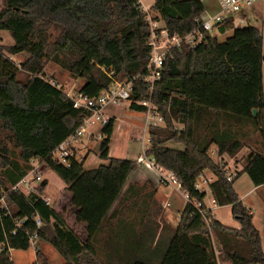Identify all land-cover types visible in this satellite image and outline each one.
I'll use <instances>...</instances> for the list:
<instances>
[{
  "label": "trees",
  "instance_id": "1",
  "mask_svg": "<svg viewBox=\"0 0 264 264\" xmlns=\"http://www.w3.org/2000/svg\"><path fill=\"white\" fill-rule=\"evenodd\" d=\"M0 1V30L8 31L13 39L12 44L0 45V198L5 202V207L0 204V264H13L9 251L27 249L28 234L32 233L62 257V264H264L252 210L233 187L242 173L254 186L264 185L260 28L229 21L218 26L220 32L232 29L223 41L206 31L202 43L167 52L151 95L164 122L149 126L144 155L174 174L189 201L175 226L163 224L161 229L169 233L166 244L158 245L157 238L152 250L144 248L143 241L148 244L155 236L148 222V236L140 237L132 248L124 244L115 248L112 239H107L104 248L110 250L104 252L98 242L109 222L106 214L137 162L108 156L113 117L100 130L98 157L105 163L86 169L84 159L71 158L64 165L50 158L49 153L82 122L85 113L73 107L66 91L56 86L44 68L53 62L73 79L79 78L75 91L88 97L109 86V72L117 80L137 74L143 77L150 52L146 19L150 11H144L138 0ZM151 10L157 13L152 18L161 20L169 35L183 36L197 26L195 18L204 12V6L201 0H153ZM19 53L27 56L16 62L11 56ZM21 73L23 77H19ZM133 94L136 101L130 102L129 108L144 112L146 107L137 101L149 95L141 79H135ZM245 126L258 134L261 148L242 156L241 170L227 180L221 156L236 158L247 147L244 137L250 131L240 130ZM167 142L182 149L166 146ZM212 145L217 160L209 154ZM35 159L54 171L72 193L76 221L83 223L87 232L85 242L61 213L43 201L46 180L27 193L13 188ZM204 170L213 175L209 183L213 198L219 205H230L239 228L215 220L206 223L195 208L194 202L204 207L205 193L195 188ZM136 187L129 186L126 197L137 194ZM159 212L158 206L154 215ZM36 217L40 226L35 224ZM130 235L117 237L126 240ZM33 264H49L39 248Z\"/></svg>",
  "mask_w": 264,
  "mask_h": 264
},
{
  "label": "crops",
  "instance_id": "2",
  "mask_svg": "<svg viewBox=\"0 0 264 264\" xmlns=\"http://www.w3.org/2000/svg\"><path fill=\"white\" fill-rule=\"evenodd\" d=\"M201 1L203 3V6H204V12L201 14V16L203 18H208V17L216 14L220 9L218 0H201ZM138 2L144 11H149V9L144 6V4L141 2V0H138ZM152 4H153V2H152ZM152 4H151V6H152ZM151 6H150V8H151ZM151 12L153 13V15H155V16L157 15L156 12H154V11H151ZM263 16H264V0H256L251 7L245 9L243 12H241L238 15H233L230 19L227 20V22L233 21L234 25H238V24H240L238 22V19L240 17H242L244 19L245 23H248L250 25H253V26L260 28V30L262 32V55L264 56V21H263ZM158 22H160L163 25V22L161 20H159ZM227 22H224L220 25L223 26V24H225ZM245 23H243V24H245ZM220 25H216L213 27V29L210 31L211 35L218 36L219 34L227 33L228 29H226L224 32H220V28H219V27H221ZM214 31H216L217 33L213 34ZM19 54H21V53H19ZM14 56L15 55H12L11 58L13 59ZM25 58L26 57H24V59ZM44 72H46L45 69H44ZM262 87H263V91H264V60L262 62ZM107 112L110 115V118L113 117L115 119V126H114V132L112 134V138H113V135H115L118 131L117 125L119 122V118L121 117L120 115H123V114L129 115L132 112L134 114H136L135 119H137L138 122L140 121V124L142 125L143 134H144L145 130H148V133H149V126L146 123L144 112L130 109L128 102H124V103L119 104L117 106L110 107L107 109ZM112 138H111V141H112ZM134 138L135 137H133L131 139H134ZM142 138H140L141 143H142V148H143L142 153H138V154H136L135 157H131V158L127 155L128 154L127 150H122L123 152L121 154L113 155L112 153H110V146H109V151H108L109 157L129 158V159L135 160L137 162L136 167L129 174L122 190L120 191L116 200L113 202L112 206L110 207V209L108 210V212L106 214L107 218L109 219V222H108V225L105 227V231H104V235H106L105 242H107V239H112L111 242L114 244L113 247H115V248H119L118 245L121 246V244L127 245V248H129V245H132L131 246V248H132L133 244H137L136 239L130 240L129 237H127L126 240H124V239L119 240L118 239V237H117L118 234H122L123 232H124L123 234L129 233V232H131L133 234V226H135L134 223H127L125 221H119V218H121V217H123V218L132 217V216L133 217L139 216V217L147 218V217H150V213H148V212L151 210L155 211V208H158V206H159L160 207V213H161L158 215L159 220L163 218L164 222L170 224V226H175L173 224V222L169 220V216L167 215V213L165 211V209L170 206V203L167 201V198L170 195V192L167 191V188L173 190V192H178L185 199L181 190L176 189L172 186H165L159 182L158 178L160 175V170L155 166V164L147 165V162L150 163L153 161L151 159L146 158L144 155V149L147 146L148 142L146 144H144ZM87 140H88V138L82 140V143L80 144V145L85 146V150L83 151L82 155L80 156V158L84 159V163H83L84 168L90 169V168L96 167L97 165H99L101 163H105L106 162L105 160H101L99 157H95V155L98 156V152H94V151L91 152V148H88V145L86 142ZM99 142L100 141H98V150H99ZM110 145H111V143H110ZM165 145L169 146V147L177 148V149H182L181 145L175 144L173 142H167ZM212 146H211V152L213 151ZM88 150H90V151H88ZM215 152H216V147H215ZM139 157L142 158L141 161L138 160ZM217 159H218V157H217ZM221 159L223 162L226 163V167L230 171H233V172L240 171L242 168L241 163L240 162L236 163L237 160L235 158H230L224 154L221 156ZM214 160H216V159H214ZM163 171H167V170L163 169ZM204 171L199 176L198 180L202 181L201 177H203L205 179H209V181L211 182L213 180V175L212 174H211V176L205 175ZM242 176H248V175L246 173H242L239 177L241 178ZM250 181L247 180V182L245 183L246 187L239 189V190L237 188H234V190L238 194V196L242 200V202H244L246 199H248V203L244 202V204L252 210V223L259 233L261 248H262V251L264 252V185L254 186V184ZM209 183L208 184L203 183V186L206 189V193H205V197L203 199V202L207 206L210 205L211 199H213V196L210 192ZM131 185L138 186V188H144V193H139V194L137 193L135 195H131V196L126 197V191H127L128 187ZM233 187H234V184H233ZM66 193L69 196V202L71 204L72 193L70 191H67ZM150 194H152L153 196L152 195L150 196ZM207 195H209V201L208 202H206V196ZM130 202L132 203L131 205H129ZM166 203H168V205H166ZM131 206H133L134 211H128V209ZM71 208L72 209L70 211L69 216H68V214H64V215L62 214V215H63L65 221L70 226V228H72V230L79 237V239L81 241L85 242L87 239V232L85 230V225L83 223H79L76 221V217H75L74 212L77 211V208L73 205H71ZM223 208H226L231 213L230 205H225V206H223ZM57 211L60 212L59 210H57ZM218 221L220 223H222V221H220L219 218H218ZM176 222H178V221H176ZM222 224H224V223H222ZM224 225L239 228V223L236 222L234 219L231 223H226ZM116 237H117V239H116ZM37 245H38L39 249L41 250V252L46 255L48 262L50 264H52L51 259L47 256V254L45 252L46 250H43L44 246L46 248H50V247H48L49 245L46 242H41V241H37ZM9 254H10V257L13 261V264H33V262L35 261V258H36V253L30 247H28L25 250L11 249L9 251ZM55 261H56V264H62L63 263L62 257H60V259L55 258Z\"/></svg>",
  "mask_w": 264,
  "mask_h": 264
},
{
  "label": "built area",
  "instance_id": "3",
  "mask_svg": "<svg viewBox=\"0 0 264 264\" xmlns=\"http://www.w3.org/2000/svg\"><path fill=\"white\" fill-rule=\"evenodd\" d=\"M256 0H218L220 9L219 11L208 17L203 18L201 15L195 18L197 26L192 29L190 32L183 36L178 35H169L168 32L163 28V25H158L159 22L155 21L150 14L146 16L148 26H149V38L148 45L150 46L149 60L145 67L146 73L143 77L139 74L134 76L129 80H117L113 78L112 72L108 73L110 77L109 86L101 91L97 96L88 97L87 95L74 91L72 94L68 95L72 101L73 107L78 111L85 113L82 122L68 135L60 144H58L50 153L49 156L53 161L58 163L68 165L71 158H75V148L82 141L81 136H92L94 138L101 139V127H103L110 115L107 112V109L110 107L117 106L124 102L136 101L134 98V81L135 79H141L143 83L147 86V93L149 98L142 101H137L139 104L146 107L144 114L145 120L148 126H157L161 125L164 122L163 116L157 112L154 108L151 95L154 89L155 82L159 79L163 62L167 52L171 48H181V46L194 47L199 43H202L205 38V32H210L214 26L220 25L224 22H227L233 15H238L243 12L245 9L251 7ZM240 24L245 23L244 19L240 17L238 19ZM52 84H55L52 82ZM56 86H59L56 84ZM147 142L149 138L146 139ZM79 162H82V158L77 159ZM139 161L142 160L141 157L138 158ZM33 162H36L35 165H32ZM84 163V162H83ZM31 169L29 172L13 187L18 188L24 193L31 191L34 187V183L28 180L29 175H34L35 182L39 183L42 181V178L39 173L40 163L38 160H32L30 162ZM154 162H147V165H153ZM155 166L160 170L159 182L165 186H176V189L181 190L180 183L175 178L174 174L170 171H163V168ZM225 177L227 180H231L235 177V172L230 171L227 167L224 171ZM202 181L197 180L195 183V188L200 193H206V189L203 186V183L208 184L209 179L203 177ZM186 201L188 200V195L186 192L181 190ZM43 201L46 204H49V198L43 196ZM0 204L5 207V202L3 197L0 198ZM168 205V203H166ZM204 207L200 202H194L195 208L199 213L203 215L206 223L211 220L218 221V212L223 209L225 205H219L216 200L211 199V203L207 206L203 202ZM9 214V212H7ZM19 223V222H18ZM17 223V224H18ZM35 224L40 226L41 221L38 217L35 218ZM16 229L12 230L14 234ZM29 247L36 253V250L39 248L37 245V236L36 233L28 234ZM216 251V250H215ZM217 253V252H216ZM36 261V258H35Z\"/></svg>",
  "mask_w": 264,
  "mask_h": 264
},
{
  "label": "rangeland",
  "instance_id": "4",
  "mask_svg": "<svg viewBox=\"0 0 264 264\" xmlns=\"http://www.w3.org/2000/svg\"><path fill=\"white\" fill-rule=\"evenodd\" d=\"M141 2L144 4L145 7H147L149 9V11H150L149 14L151 17H153V13L151 12L152 10L150 8L153 0H141ZM1 7H2V3L0 1V9H1ZM158 25H162V24L159 22ZM231 30L232 29L229 28L227 33L219 34L217 36L218 39L221 41L226 39L228 36L231 35V33H232ZM216 33H217L216 31L213 32V34H216ZM12 43H13V39L11 38L9 32L6 30H0V45H9ZM26 56H27V54H25V53L15 54L13 59L16 62H20ZM44 69L46 71L45 72L46 75L52 76L53 79L55 80V82L57 83V85L61 86L62 89L64 91H66V93L68 95L72 94L77 89L79 84L81 83V80L79 78L73 79L72 77H70V75L67 71L60 68L57 64H55L53 62L46 63ZM23 76H24V73L19 74V77H23ZM135 115L136 114H134L133 112L129 115L128 114L120 115L121 117L119 118V122L117 125L118 131L115 135H113L111 145H110V153H112L113 155L121 154L123 152L122 150H127V152H128L127 155L130 158L135 157L136 154H138V153H142L143 148H142V143H141L140 138L143 137L142 138L143 143L146 144L147 143L146 139H148V130H145V132L143 134L142 125L140 124V121L138 122L137 119H135L136 118ZM240 130L241 131L247 130V131H250V133H246V135L244 137V140H245V143L247 144V147L243 148L239 152V154L235 158L237 160L236 163L241 162L242 156H245L249 151L259 150L261 148L260 138H259L257 133H254L251 131L250 126H245L242 128L240 127ZM133 137H135V138L131 139ZM86 138H88V140L86 142H87L88 148H91V152H93V151L98 152V141H100L101 139L94 138L92 136H88V137L81 136L79 141L84 140ZM81 143H82V141L75 148V157L77 159L80 158L83 151L85 150V146L80 145ZM212 150L213 151L211 152V148H210V151H209L210 156L217 160V154L215 152V146L214 145L212 146ZM88 151H90V150H88ZM95 157H98V156L95 155ZM35 164H36V162L32 163V165H35ZM38 170H39V173H40L42 180H46V182H47V185H46V188H45L43 195L45 197L49 198L50 206H52V208H54L56 211L59 210L60 211L59 213L62 212L61 214H63V215L68 214V216H69L70 211L72 209L71 208L72 204H70L69 196L66 193L67 192L66 184L51 169L46 168L43 165H40ZM204 174L211 176V172L208 170H205ZM246 179L248 181H250L248 176H242L241 178L239 177L234 182V188H237L239 190V189L246 187V184H245L247 182ZM28 180L32 181V183H37L34 180L33 174L29 175ZM172 187L176 188V186H174V185ZM136 189H137L138 194L144 193V188H138V186H137ZM167 191L170 192V195L167 198V201L170 203V206L167 207L165 209V211H166L167 215L169 216V220L172 221L174 225H176L177 224L176 221H178V219H179L180 213H181V211H182V209L186 203V199H184L178 192H173V190H171V189L167 188ZM208 201H209V195L206 196V202H208ZM244 202L248 203V199H246ZM131 204L132 203L130 202L129 205H131ZM133 206H131L128 209V211H134ZM155 210H156V208H155ZM148 213H150V217H147V218H143V217H139V216L138 217L137 216L125 217V218L121 217V218H119V221H125L127 223H134L135 224V226H133V234L129 236V239L130 240L136 239V241H138V239L140 241V237H145L148 234L147 233V224H148V222H151V226H152L151 231H152V233H155V236L153 239H151L150 243L147 244L143 241L142 244H144L143 245L144 248L146 246L148 250H152V248L155 245V241L157 240V238H158V245L162 246L165 243L169 233H168L166 228H163V229H161V228H162L163 224L164 225L165 224L170 225V224L164 222L163 218L159 220L158 215L161 214L160 212L157 214V216L154 215V211H152V210L149 211ZM218 217H219L220 221H222V223H224V224L231 223L233 221V218L231 216L230 211H228L226 208H223L218 212ZM104 231H105V229H104ZM104 231L99 236L101 238V241L98 242V245L100 247V250L102 249V251L107 252L110 249L104 248L105 245L103 243H104L105 238H106V235H104ZM41 242H43V241H41ZM48 247H50V248H46L44 246L43 250H46L45 252H46L47 256L51 259L52 264H56L55 258L60 259L61 256L50 245ZM164 247H165V245H164ZM213 247L217 251V244L215 243V241H213ZM43 255L46 257L45 254H43Z\"/></svg>",
  "mask_w": 264,
  "mask_h": 264
},
{
  "label": "water",
  "instance_id": "5",
  "mask_svg": "<svg viewBox=\"0 0 264 264\" xmlns=\"http://www.w3.org/2000/svg\"><path fill=\"white\" fill-rule=\"evenodd\" d=\"M252 114L255 115L256 114V109L252 110Z\"/></svg>",
  "mask_w": 264,
  "mask_h": 264
}]
</instances>
